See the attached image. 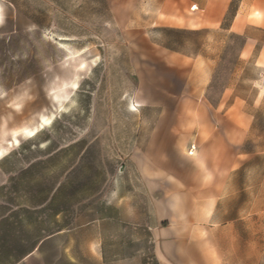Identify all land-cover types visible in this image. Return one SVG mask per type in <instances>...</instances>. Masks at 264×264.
I'll list each match as a JSON object with an SVG mask.
<instances>
[{"label": "rangeland", "instance_id": "rangeland-1", "mask_svg": "<svg viewBox=\"0 0 264 264\" xmlns=\"http://www.w3.org/2000/svg\"><path fill=\"white\" fill-rule=\"evenodd\" d=\"M132 5L0 0V148L15 132L39 128L0 161V264H72V227L116 206L130 212V223L146 220L148 189L128 160L160 119L169 121L176 100L151 105L156 89L140 87V76L162 63L145 35L150 26L141 22L142 10ZM163 38L170 49L199 42L176 31ZM248 68L251 81L240 92L250 96L245 107L255 125L238 175L251 178L257 191L264 178V88L262 74ZM42 118L51 121L41 128ZM145 237L141 264H155ZM75 254L82 264H97L84 248Z\"/></svg>", "mask_w": 264, "mask_h": 264}, {"label": "crops", "instance_id": "crops-1", "mask_svg": "<svg viewBox=\"0 0 264 264\" xmlns=\"http://www.w3.org/2000/svg\"><path fill=\"white\" fill-rule=\"evenodd\" d=\"M132 8L142 10L162 63L140 76V87L156 89L151 105L176 106L128 160L148 189L146 220L130 223V212L116 206L72 227V264H82L75 254L82 248L97 264H141L142 232L155 264H264V178L256 191L238 175L255 125L250 96L240 92L249 65L264 88V0H133ZM168 31L199 42L170 49Z\"/></svg>", "mask_w": 264, "mask_h": 264}, {"label": "bare ground", "instance_id": "bare-ground-1", "mask_svg": "<svg viewBox=\"0 0 264 264\" xmlns=\"http://www.w3.org/2000/svg\"><path fill=\"white\" fill-rule=\"evenodd\" d=\"M76 86H77V83L75 82L73 84V87L76 88ZM50 121H51V118H42V123H41L40 127L42 128L44 125L50 123ZM38 131H39V128L23 129L20 132H15L13 135V139L7 143V146L0 148V161L8 154L9 147H14V146L20 144V137L31 138V137L35 136Z\"/></svg>", "mask_w": 264, "mask_h": 264}, {"label": "built area", "instance_id": "built-area-1", "mask_svg": "<svg viewBox=\"0 0 264 264\" xmlns=\"http://www.w3.org/2000/svg\"><path fill=\"white\" fill-rule=\"evenodd\" d=\"M190 152L193 153V152H194V148H192V149L190 150Z\"/></svg>", "mask_w": 264, "mask_h": 264}]
</instances>
